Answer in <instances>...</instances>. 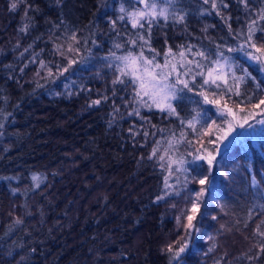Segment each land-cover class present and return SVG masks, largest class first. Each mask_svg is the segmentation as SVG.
Segmentation results:
<instances>
[{
  "label": "trees",
  "instance_id": "obj_1",
  "mask_svg": "<svg viewBox=\"0 0 264 264\" xmlns=\"http://www.w3.org/2000/svg\"><path fill=\"white\" fill-rule=\"evenodd\" d=\"M248 2L251 13L237 0H224L228 7L218 11L202 0H180L177 10L187 13L185 20L158 17L149 39L127 17L119 19L121 7L140 8L136 0H0V264H264L259 248L264 237L257 235L258 227L264 231V124L256 122L264 112L252 108L264 99V65L227 51L237 46L235 33L256 18L252 13L264 10V0ZM261 27L264 20L256 25L257 47L264 46ZM138 32L149 39L144 56L155 55L154 63L163 65L165 54L177 68L197 60L207 75L212 65L193 54L203 51L222 60L216 53L223 51L235 64V76L244 79L234 81L229 73L216 90L200 88L198 76L191 92L172 101L176 114L167 107H142L130 78L113 84L122 66L116 57L129 50L139 54L129 44ZM70 59L77 62L69 66ZM229 87L233 93L221 96ZM201 91L222 104L226 100L238 116L252 113L253 128L237 129L247 134L210 145L208 140L221 134L217 126L225 125L213 114L216 107L203 103ZM133 109L140 115H129ZM204 109L216 124L211 134L200 136L207 125L196 124L194 133L188 121ZM181 133L200 141L199 155L216 157L211 169L197 161L191 166L195 171H177L172 164L169 172V157L192 159V146L176 143ZM203 175L211 190L191 213L189 198L201 187L194 177ZM166 180L179 195L164 196L170 191ZM186 214L197 217L198 233L186 228ZM186 240L179 261L173 259L167 246L175 251Z\"/></svg>",
  "mask_w": 264,
  "mask_h": 264
},
{
  "label": "snow or ice",
  "instance_id": "obj_2",
  "mask_svg": "<svg viewBox=\"0 0 264 264\" xmlns=\"http://www.w3.org/2000/svg\"><path fill=\"white\" fill-rule=\"evenodd\" d=\"M203 4L209 5L210 9L219 10L221 8H227L228 5L224 3V0H220V3H217V0H202ZM238 3L243 5L245 9L248 10L249 13L252 12L248 0H237ZM136 3L143 4V9L133 12H126L125 8L121 7L120 12L124 15L119 17L120 20H125V17L131 22V26L133 28H139L144 32H147L148 37L150 39L151 36V28L153 24H159V18H162L163 21L167 22L170 18L175 22H183L187 13L180 14L183 9L177 10V5L180 3V0H159V3L162 5H166L164 7H160L158 10V4L156 2L149 3L148 0H136ZM12 9H16L17 4L12 3ZM247 14V13H246ZM255 15V19H251L246 25V31L241 29L235 33L236 39L238 41L237 46L235 48H227L229 53L232 52H242L244 53L245 57L252 61L258 62L261 65H264V46L257 47L254 36L255 32L257 31L256 25L258 21L264 20V10L259 12L252 13ZM113 27L116 25V21H111ZM147 25V28H145ZM26 30V29H25ZM261 33L260 38L264 39V27L258 29ZM229 31L231 32V26L229 25ZM73 41H76V35L73 33L71 36ZM149 39H146L143 34L140 32L137 33L136 39L130 40L129 44L137 46L139 49V54H134L132 50H129L127 55L116 57L117 60L122 62V66L118 68L119 75L117 79L113 81V84L125 83V77L130 78L129 83L133 84V93L134 98L142 107L151 108L155 106L158 109L163 110L167 107L168 111L171 114H176V110L173 107L172 101L180 102L183 99V93L185 90L191 92L196 87L197 77L201 78V83L199 85L200 88L205 89L206 87L215 86L216 90L221 89V85L217 83V81L223 80L225 84L227 83V75L231 73L232 79L235 80H243L244 77H236L235 72L233 69L235 68L234 62L230 61L228 56H225L223 51H218L216 55L221 59L211 60L203 51H198L194 53V56H199L203 58L208 64L212 65V67H207V75H205V64H202L200 61L197 60H189L186 62V65H182L180 68H177L175 64H169L168 55L165 54V63L161 65L159 62H155V55L153 56L152 60H149L147 57L144 56V46H149ZM138 41L142 42L138 44ZM242 41V42H239ZM120 47V45H117ZM219 48V46H217ZM255 49V52L252 51ZM72 45L69 44L68 51L72 52ZM76 52H79V49H75ZM153 53H155L154 49H151ZM189 51L191 49L189 48ZM171 52V48H169V53ZM259 53L260 55H257ZM64 55V53H61ZM115 55L114 53L112 54ZM180 56L183 58L184 53L181 52ZM76 60H69V66L71 64L76 63ZM190 65L191 67H189ZM44 66L43 64L41 65ZM245 72V75L251 77V74L247 72L246 69H241ZM49 75H51V69L48 70ZM67 71V69H64ZM219 71V75H214L215 72ZM264 71V69H262ZM187 77V78H184ZM254 79V78H253ZM225 93H233V89L231 87L224 89L220 92V95L223 96ZM236 96H239V92L234 93ZM200 96L203 97V103L207 105H213L216 107L217 118L224 122V127L221 128L217 126V131L221 134L216 136L215 138H210L208 143L210 145H217V141L223 143L224 141L228 140L229 137L236 133L235 138L242 137L246 135V132H237V129H244L245 126L247 128H253V124L249 123V119L253 118V114L249 113L247 115H237V112L232 108L229 107L227 101L222 104L221 99L213 98L209 99L208 95L205 91H201L199 93ZM147 97V99H145ZM231 99V96L228 97ZM107 99V97H105ZM251 98H249L250 100ZM100 100L92 101V104L98 105L100 104ZM261 106H264V99H259L257 103L252 105L253 109H261ZM241 113L245 112V109H239ZM210 110L204 109L203 111L196 112L192 119L188 121V128L196 133V124L203 122L207 125L204 131L197 133V135L203 136L205 132L211 134L212 126L216 124V120L211 119L209 115ZM264 112V110H262ZM140 115L138 109H133L132 113L129 115ZM261 113H256L259 115ZM209 121H211L209 123ZM259 124H264V119H260L256 121ZM183 124V121H181ZM130 132L133 129H129ZM234 138V139H235ZM176 143H186L193 148V155L192 159L188 160L185 157L181 156L178 159H172L169 157V172L172 171L171 165H176L177 171H183L185 173L189 171H195L194 168L191 166L196 164L197 161H206L209 169L214 166V162L216 161V157L209 153L207 156L199 155L200 151H204V149H197L195 144L200 143L199 140L193 142L190 140L185 139V134L181 133L180 139L176 141ZM168 145L172 147V141H168ZM157 148H153L151 156H156ZM215 152L217 154L220 153V148L217 146L215 147ZM168 150L165 149V152ZM151 158V157H150ZM161 160L164 159V156L160 157ZM163 167V165H161ZM221 175H227V173L221 172ZM32 179L35 181L38 177L33 176ZM195 182L199 184L201 187L195 191V196L189 198V203H191V209L187 210L191 213H196L199 211V205L196 201L199 200L200 197L206 196L211 190V181H209L207 175H203V178H195ZM187 179L185 178L184 186L187 185ZM177 183H180L177 180ZM255 183V182H254ZM165 188L169 189L170 191H165L164 196H172V195H179V190L175 189L172 185L165 181ZM164 196H158L157 199L161 200ZM223 207V206H221ZM187 220L186 228L192 229L194 232H199L200 229L196 227L193 223L194 220L197 219L195 215L186 214L185 216ZM212 219H217V217L213 216ZM247 226V225H245ZM223 227V226H222ZM257 235L260 237H264V231H260L259 227L257 228ZM192 237V232L188 233V240ZM209 240H212L213 237L209 236ZM188 247V241L186 240L183 244L179 245L175 251H173L172 245L167 246V251L173 253V259L179 261V257L181 253L185 252V249ZM260 251L264 252V243L259 245ZM252 259V257H249Z\"/></svg>",
  "mask_w": 264,
  "mask_h": 264
},
{
  "label": "rangeland",
  "instance_id": "obj_3",
  "mask_svg": "<svg viewBox=\"0 0 264 264\" xmlns=\"http://www.w3.org/2000/svg\"><path fill=\"white\" fill-rule=\"evenodd\" d=\"M148 2H149V3L156 2V3L158 4V10H159L160 7H163V6H161L162 4L159 3V0H148ZM142 9H143V4H141L140 8L137 9L136 11H138V10H142ZM214 75H219V71L215 72ZM262 110H264V106H261V109H259V111H262ZM233 135H234V133H233ZM233 135H232V136H233ZM232 136H231V137H232ZM231 137H229V139H230ZM226 141H227V140H226ZM220 146H222V145H219V148H220Z\"/></svg>",
  "mask_w": 264,
  "mask_h": 264
}]
</instances>
